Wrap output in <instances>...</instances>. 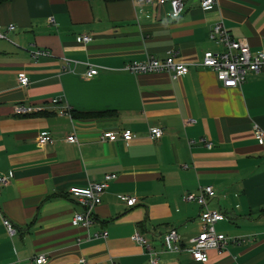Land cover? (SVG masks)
I'll list each match as a JSON object with an SVG mask.
<instances>
[{
  "label": "crops",
  "instance_id": "0c3cea01",
  "mask_svg": "<svg viewBox=\"0 0 264 264\" xmlns=\"http://www.w3.org/2000/svg\"><path fill=\"white\" fill-rule=\"evenodd\" d=\"M168 12L167 3L132 0H0V27L14 26L9 41L0 39V175L9 176L0 186V264H34L39 254L40 264H147L133 232L158 253V264H264V142L251 130L264 131V74L224 88L201 65L204 51L223 50L210 38L215 23L250 50L264 47V0H214L208 9L182 0L176 17ZM34 49L49 54L33 58ZM170 53L186 64L185 74L124 69ZM89 67L96 73L85 77ZM17 103L32 111L14 113ZM150 127L161 135L148 138ZM125 129L130 140L99 139L104 130ZM39 134L52 142L37 145ZM106 174L113 177L91 222L73 225L82 208L68 188ZM207 185L213 194L205 206L225 215L214 229L228 241L198 262L187 240L199 231L201 205L182 197ZM1 215L17 227L13 236ZM168 228L179 251L161 246Z\"/></svg>",
  "mask_w": 264,
  "mask_h": 264
},
{
  "label": "built area",
  "instance_id": "2783aa9c",
  "mask_svg": "<svg viewBox=\"0 0 264 264\" xmlns=\"http://www.w3.org/2000/svg\"><path fill=\"white\" fill-rule=\"evenodd\" d=\"M134 4H149V5H161L167 3L169 6L168 15L170 17H176L181 10L182 0H132ZM202 9H208L214 4V0H198ZM49 22H53L52 16L48 17ZM14 29L13 24H7L0 27V39L8 40L7 33ZM210 38L218 41L222 44L223 50L220 52L204 51L202 54L201 65L208 67L215 75L216 80L224 88L239 87L243 82L247 73H263L264 74V47L259 50H250L248 44L244 38L232 39L230 38L226 30L220 23H215L212 26L210 32ZM80 39L87 41L89 38L86 34H82ZM49 51L45 49H34L31 51V56L37 58L39 56H48ZM124 69L131 73H149V72H169L171 77H177L178 75L185 74L187 72V66L185 63L176 60L174 53L168 54L163 59H156L153 57H147L141 61H130L124 66ZM96 73L94 67H89L85 70L84 76L90 77ZM17 82L20 85L27 83V77L23 73L17 75ZM52 103H56L57 99H52ZM12 110L16 114H25L32 111L30 105H24L21 103L14 104ZM252 134L258 143L264 142V131L256 124L251 126ZM162 131L158 127H150L147 130V136L150 139L157 138L161 135ZM133 137L132 132L129 129H125L116 134L109 130H104L99 134L101 141H113L120 138L124 141L130 140ZM66 141L74 142L75 136L69 134L65 137ZM52 142V138L49 134H39L36 137L37 145H44ZM112 174H106L102 182H91L85 186H70L68 188L69 195L73 200L82 208V212H75L72 215L71 223L73 225L80 224L87 226L91 220V211L95 205L100 201L103 189L106 186V180L112 178ZM8 175H0V186L8 182ZM211 186L200 187L196 193H187L183 195L182 200L184 202L196 201L201 205V209L198 213L200 221L199 231L192 237L188 238L189 251L193 260L198 262H205L207 260V250L215 249L217 252H221L228 241V237L222 233L216 232L214 224L217 221L223 220L225 215L217 209H208L205 206L206 199L212 196ZM126 205H133L135 198L130 196H123ZM1 223L5 229L7 235L13 236L17 227L8 218L1 215ZM102 237L105 236V232H102ZM131 239L137 244L141 245L148 256L147 264H158V253L153 251L151 245L146 242L143 235L139 232H133ZM235 240V239H234ZM161 246L165 251H179L181 249V242L177 236L174 228L166 229L162 234ZM34 264H40L45 262V256L43 254L37 255L34 259ZM76 264H88L84 258H79ZM111 264H118L112 262Z\"/></svg>",
  "mask_w": 264,
  "mask_h": 264
}]
</instances>
